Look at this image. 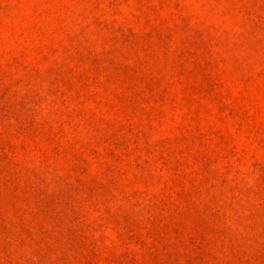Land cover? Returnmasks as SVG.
Listing matches in <instances>:
<instances>
[{
  "label": "rangeland",
  "instance_id": "rangeland-1",
  "mask_svg": "<svg viewBox=\"0 0 264 264\" xmlns=\"http://www.w3.org/2000/svg\"><path fill=\"white\" fill-rule=\"evenodd\" d=\"M0 264H264V0H0Z\"/></svg>",
  "mask_w": 264,
  "mask_h": 264
}]
</instances>
